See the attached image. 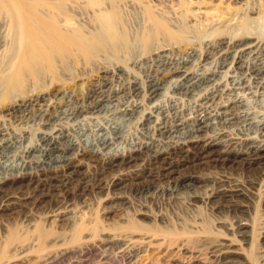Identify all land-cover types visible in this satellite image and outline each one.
Returning <instances> with one entry per match:
<instances>
[{
	"label": "rangeland",
	"instance_id": "obj_1",
	"mask_svg": "<svg viewBox=\"0 0 264 264\" xmlns=\"http://www.w3.org/2000/svg\"><path fill=\"white\" fill-rule=\"evenodd\" d=\"M96 2L118 7L134 41L154 17L153 35L90 65L48 47L55 74L40 79L25 77L22 56L10 69L16 7L29 6L34 26L66 12L56 31L93 33ZM263 10L264 0H0V69H10L0 87V264H264V161L238 157L264 146ZM200 119L228 160L181 149Z\"/></svg>",
	"mask_w": 264,
	"mask_h": 264
},
{
	"label": "bare ground",
	"instance_id": "obj_2",
	"mask_svg": "<svg viewBox=\"0 0 264 264\" xmlns=\"http://www.w3.org/2000/svg\"><path fill=\"white\" fill-rule=\"evenodd\" d=\"M169 1V0H168ZM98 3V2H96ZM5 4L8 5L9 4V0H5ZM70 5V4H69ZM72 6V4H71ZM110 6V5H109ZM29 6L26 4L25 6V10L23 11L22 9H17V7L15 8V10L12 11V15L11 17V33L13 35V45L10 48L8 55H9V63L8 65H10V69L13 67V62L15 61V59H17L18 57H21V63H24V65L26 66V72H25V77L29 78L30 76L35 77L37 79H40L41 74L45 73L44 71L49 68L51 71L54 70L55 68L52 66L53 60L51 59L50 55L48 57H46V52L45 49L49 47V49L51 50V53H58L59 55L63 54V56L67 53H71V55L77 57L78 59H81L82 62L86 61L89 62L93 61L96 62L97 57L100 54H105V55H112L115 57H119V55H128L130 53V51L134 48L133 46H135V43L139 42L140 44H142L143 40H148L152 35H153V30L156 29V19L154 17L148 19V23L150 22V27L148 29L145 30L143 37H138V39H136L134 41V39H132L131 35L129 34L128 31H126V29H123L124 27H122V22L124 21V19H122V15L121 12L119 11L118 7L116 8H105L101 5V3H98V7L96 8V13H97V17H96V22L98 23L97 27L98 29L95 30L93 33H85L86 31L83 32V28H77V25L72 22L73 18L71 19L70 17L66 16L64 17V22L65 24H72L74 23V27H68L65 29L66 31L61 33L55 30L54 27V23L57 20V17H59V15H62L64 12H52V14H48V18H44L43 17V22L39 23V26H34L33 25V20L29 19V12L26 13L28 11ZM70 7V6H69ZM73 7V6H72ZM113 7V6H112ZM220 7V6H219ZM31 9V8H30ZM213 10V9H212ZM219 10V9H218ZM221 10V9H220ZM223 10V9H222ZM149 11V9H148ZM227 11V8H226ZM77 12V11H76ZM146 12V11H145ZM225 12V10L223 11ZM233 12V11H232ZM213 13V12H212ZM222 13V11H221ZM228 13V12H226ZM225 13V14H226ZM230 13V11H229ZM47 14V13H46ZM224 14V15H225ZM258 14V13H257ZM264 16V10L261 13ZM39 14H36V12L33 13L32 16H37ZM63 15H71L69 13H64ZM222 15V14H221ZM43 16V15H42ZM226 17V16H225ZM230 17V16H229ZM233 17V16H232ZM91 19V18H90ZM94 20V19H93ZM126 23V22H125ZM158 23H160V28L162 29H167L163 23L161 21H158ZM10 25V24H9ZM76 26V27H75ZM125 26H127L125 24ZM82 27V26H81ZM155 27V28H154ZM64 29V26L62 27ZM5 29V28H4ZM10 29V28H9ZM93 31V30H92ZM181 32V31H180ZM11 35V34H10ZM182 36L180 33L179 34H175V37H180ZM138 40V41H137ZM247 44V43H246ZM251 44V43H250ZM25 46L24 51L21 50L22 46ZM253 45V44H252ZM242 46V45H241ZM255 46V45H254ZM53 47V49L51 48ZM250 47V46H249ZM249 47H245V49L249 48ZM20 51L22 52V54L20 53ZM73 53V54H72ZM70 55V54H69ZM68 55V56H69ZM70 55V56H71ZM53 56V55H52ZM67 56V55H66ZM65 56V58H66ZM67 56V58H68ZM124 57V56H123ZM53 58V57H52ZM70 58V57H69ZM54 59V58H53ZM64 59V57H63ZM72 59V57L70 58ZM76 59V58H75ZM99 59V57H98ZM69 60V59H68ZM74 60V59H73ZM100 60V59H99ZM59 61V60H56ZM65 61V60H63ZM77 61V60H76ZM67 62V61H65ZM79 62V61H78ZM77 62V63H78ZM81 62V61H80ZM92 62V63H94ZM76 63V64H77ZM99 63V61H98ZM65 64V63H64ZM87 64V63H86ZM87 64V65H88ZM90 65V64H89ZM102 65V64H101ZM0 67H1V63H0ZM51 67H53L54 69H51ZM102 68V67H101ZM104 68V67H103ZM119 68V67H118ZM9 68L7 70H10ZM47 69V71L49 70ZM7 70H1L0 69V87L2 86L3 89V85H5V81L7 82V76L10 74H7L8 71ZM55 71V70H54ZM104 71V70H103ZM17 73H12L11 77H10V82H9V87L11 88L15 81L17 79H20L22 77V75L18 74V71H16ZM49 72V71H48ZM50 73H54L55 72H49ZM178 74V77L183 78L185 80V82L188 80H190V74L187 73L186 71H181ZM20 76V77H19ZM31 77V78H32ZM44 78V77H43ZM67 79V78H66ZM69 79V78H68ZM204 79V78H203ZM183 81V80H182ZM198 81V80H197ZM51 83V82H50ZM249 83V82H248ZM159 85V84H158ZM158 85H153L151 87V95L154 94L158 89H160V87ZM193 85V84H192ZM248 85V84H247ZM180 86V85H179ZM194 86V85H193ZM241 86V85H240ZM258 86V85H257ZM175 87V86H174ZM146 88V87H145ZM244 88V87H243ZM214 90V89H213ZM236 90V89H235ZM244 90V89H243ZM211 91V90H210ZM157 93V92H156ZM188 93V92H187ZM209 93V92H208ZM211 95V94H210ZM203 96V95H202ZM214 96V95H213ZM243 100V99H242ZM91 101V100H90ZM220 101V100H219ZM144 102V100H143ZM224 102V100H223ZM145 103V102H144ZM233 103V102H232ZM227 104L222 106L223 112L222 114L228 115V116H233V104ZM153 104V103H152ZM154 105V104H153ZM220 105V104H219ZM217 107V106H216ZM135 108V107H134ZM138 111V110H137ZM143 111V110H142ZM202 111V110H201ZM221 111V109H220ZM151 112V111H150ZM219 113V112H218ZM81 114V113H80ZM150 115V114H149ZM151 116V115H150ZM204 116V115H203ZM216 116V115H215ZM199 117V116H198ZM221 117V116H220ZM219 117V118H220ZM158 118V117H157ZM190 118V117H189ZM227 118V116L225 117ZM204 119V118H203ZM200 119L197 123V126L195 128V137L191 138L189 141L188 139L186 140L187 142L184 143L183 145L181 144V149L184 150H188L189 149V144H197V145H201L200 149L197 153V155L193 156V159L195 161H206V160H214V159H221L223 158V161L228 160V158L226 157H231V155H229L230 153L228 151H226V149H224V147L219 144L218 142L215 141V139H210L209 137H207L206 132L208 129V124L206 123L205 120ZM216 119V118H215ZM159 120V119H158ZM179 121V120H178ZM192 122V121H191ZM150 123V122H149ZM159 123V122H158ZM180 123V122H179ZM182 123V121H181ZM195 123V124H196ZM174 125V124H173ZM162 126V125H161ZM187 126V125H186ZM194 126V127H195ZM193 128V127H192ZM156 129V128H155ZM160 130V129H159ZM47 131V130H46ZM45 131V132H46ZM44 132V133H45ZM51 133V132H50ZM178 133V131H177ZM46 134V133H45ZM62 134V133H61ZM205 134V135H204ZM161 135V134H160ZM175 136V135H174ZM212 137V136H211ZM169 139V138H168ZM183 139V138H182ZM161 140V139H160ZM53 142V141H52ZM176 144V143H175ZM107 145V144H106ZM159 145V144H157ZM52 146V145H51ZM195 147V146H194ZM251 147V146H250ZM44 148V147H43ZM149 148V147H148ZM178 148V147H177ZM197 148V147H196ZM35 149V148H34ZM46 149V148H45ZM194 149V148H193ZM44 150V149H43ZM179 150V148H178ZM191 150V149H189ZM198 150V149H197ZM141 151V150H140ZM159 151V150H158ZM172 151V150H171ZM176 151V150H175ZM192 151V150H191ZM190 151V152H191ZM167 152L168 149H167ZM177 152V151H176ZM179 152V151H178ZM186 152V151H185ZM189 151H187L186 153H188ZM232 152V150H231ZM166 153V152H165ZM173 153V152H172ZM171 154V153H170ZM192 154V153H191ZM237 154V153H236ZM164 155V154H163ZM169 155V154H167ZM173 155V154H172ZM180 155V154H179ZM76 156V155H75ZM116 156V155H115ZM171 156V155H170ZM178 156V154H177ZM186 156V155H185ZM190 156V155H189ZM164 157V156H163ZM167 157V156H166ZM181 157V156H180ZM191 157V156H190ZM238 157H242L241 159H243L242 161H244V163H247L249 165H252L254 163H261L262 161H264V146H260V147H256L254 148L249 154H246L245 156H238ZM69 158V157H68ZM117 158V157H116ZM121 158V156H120ZM131 158V157H130ZM169 160V157H167ZM171 158V157H170ZM173 158V157H172ZM184 158V157H182ZM213 158V159H212ZM237 157H234V159H236ZM72 159V158H71ZM98 159V158H97ZM164 159V158H163ZM166 159V158H165ZM174 159V158H173ZM178 159V158H177ZM186 159V158H185ZM189 159V157H188ZM233 159V160H234ZM70 160V159H69ZM100 160V159H99ZM125 160V159H124ZM130 160V159H129ZM160 160V159H159ZM183 160V159H182ZM181 160V161H182ZM190 160V159H189ZM193 160V161H194ZM68 161V160H66ZM72 161V160H71ZM165 161V160H164ZM170 161V160H169ZM176 161V159H175ZM174 161V162H175ZM179 161V160H178ZM123 162V161H122ZM161 162V161H160ZM172 162V161H170ZM169 162V163H170ZM172 162V163H174ZM177 162V161H176ZM77 163V162H76ZM159 163V162H158ZM168 163V161H167ZM179 163V162H178ZM176 163V164H178ZM192 163V162H191ZM72 164V163H71ZM160 164V163H159ZM171 164V163H170ZM183 164V163H182ZM196 164H201V163H196ZM194 164V165H196ZM172 165V164H171ZM175 165V164H174ZM172 165V166H174ZM118 167V166H117ZM68 168V167H67ZM165 168V167H164ZM170 168V169H169ZM175 168V167H174ZM177 168V166H176ZM180 168V167H179ZM174 170V169H173ZM173 170L171 169V167H167L166 168V176H171V174H173ZM178 170V169H177ZM181 170V169H180ZM179 170V171H180ZM164 171V170H162ZM177 171L175 170V173ZM138 173V172H137ZM161 173V172H160ZM58 176V175H57ZM140 177V176H139ZM173 177V176H172ZM171 177V178H172ZM132 178V177H131ZM169 179V178H168ZM3 182V181H2Z\"/></svg>",
	"mask_w": 264,
	"mask_h": 264
}]
</instances>
